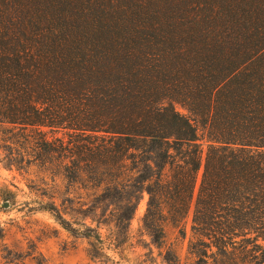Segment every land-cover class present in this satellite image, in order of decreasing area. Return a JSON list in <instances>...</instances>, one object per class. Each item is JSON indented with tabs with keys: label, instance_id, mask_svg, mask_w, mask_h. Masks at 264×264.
Wrapping results in <instances>:
<instances>
[{
	"label": "trees",
	"instance_id": "obj_1",
	"mask_svg": "<svg viewBox=\"0 0 264 264\" xmlns=\"http://www.w3.org/2000/svg\"><path fill=\"white\" fill-rule=\"evenodd\" d=\"M0 150L92 193V258L146 192L143 230L180 264L202 167L187 253L264 264V0H0Z\"/></svg>",
	"mask_w": 264,
	"mask_h": 264
},
{
	"label": "rangeland",
	"instance_id": "obj_2",
	"mask_svg": "<svg viewBox=\"0 0 264 264\" xmlns=\"http://www.w3.org/2000/svg\"><path fill=\"white\" fill-rule=\"evenodd\" d=\"M175 110L189 116L180 105ZM197 125L198 144L202 148V163L208 148L206 132ZM22 163L16 156L0 150V229L2 243L12 255L21 256L20 264H167L153 244L149 234L143 230L142 219L146 210L148 195L143 192L135 214L129 223L127 238L123 239L120 253L110 250L104 255L92 258L89 255L91 241L83 236L86 227H96L92 206V193L80 185H70L58 175L45 172L36 163ZM202 175L198 172L193 200L185 223L186 238L177 243L180 264H195L187 253L190 238L192 212ZM61 212V220L67 222L64 229L54 213L47 211L50 205ZM112 206L106 204L103 211L108 214ZM102 237L107 232L100 230ZM174 234L168 232V243L174 242ZM164 252L162 251V254ZM106 256V257H104ZM0 253V264H14L5 260ZM199 264H203L200 262ZM204 264H214L210 260Z\"/></svg>",
	"mask_w": 264,
	"mask_h": 264
}]
</instances>
